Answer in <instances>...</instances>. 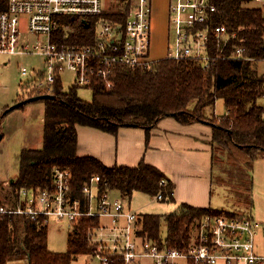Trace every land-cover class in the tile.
Segmentation results:
<instances>
[{
	"label": "trees",
	"instance_id": "obj_1",
	"mask_svg": "<svg viewBox=\"0 0 264 264\" xmlns=\"http://www.w3.org/2000/svg\"><path fill=\"white\" fill-rule=\"evenodd\" d=\"M124 1L120 10L110 14L104 10L101 16L86 19L59 16L61 25L54 32V40L60 44L93 43L100 19L121 23L127 19L134 0ZM252 1L212 0L216 8L212 25H225L236 37L222 53L217 52L220 48L216 47L218 42L211 32V52L215 57L222 56L208 65L192 59L169 58L157 60L147 68L118 65L112 76V88H107L103 80L95 79L90 87L91 101L79 97L81 87L73 86L64 91L59 80L52 93L56 98L42 100V147L25 148L20 152L19 172L11 183L15 203L21 188L51 189L56 169L71 172V198L79 199L83 210L88 208L85 185L95 176L100 177L99 195L111 189L129 198L142 192L153 197L162 194V201H175V185L167 181L162 171L145 162L134 168L107 167L95 157H80L77 125L117 135L125 126L148 130L164 117H174L185 125L209 123L213 128L214 164L216 152L225 154L230 164H237L240 159L252 164L264 158V107L259 104L264 97V74L257 66L264 60V14L260 8L250 7ZM7 7L8 0H0V13ZM237 48H243L244 56L255 61L229 58ZM42 94L31 85L27 98ZM218 100H223L227 110L221 119L214 114ZM208 111L213 114L209 116ZM227 164L222 173L229 176L239 173L227 172ZM162 180L166 181L165 185H161ZM209 215L251 217L220 208L183 205L170 214H138L136 233L140 240L182 249L189 244L193 224ZM163 224L167 227L166 235L162 234ZM99 225V218H82L72 225L67 252L56 253L49 251L47 226L22 217L0 215V264H8L15 256H26L28 264H72L79 256H93L97 248L91 243L90 232ZM109 261L125 264L121 256H110Z\"/></svg>",
	"mask_w": 264,
	"mask_h": 264
},
{
	"label": "built area",
	"instance_id": "obj_2",
	"mask_svg": "<svg viewBox=\"0 0 264 264\" xmlns=\"http://www.w3.org/2000/svg\"><path fill=\"white\" fill-rule=\"evenodd\" d=\"M103 0H8L0 13V53L17 56L37 54L43 58L44 69L36 72L34 86L43 94H52L56 83L62 82L66 70L75 74L78 87L93 85L95 79L112 88V76L118 65L131 68L150 67L152 34L151 0H135L124 22L100 19L93 43H63L54 40L61 23L59 16L71 15L83 19L101 16ZM216 8L212 0H171L169 13V59L196 60L204 65L214 61L211 52V32L218 42L217 52L224 51L236 37L225 25H212ZM45 36L44 41L39 38ZM31 37L36 38L32 41ZM221 58V57H220ZM232 59L255 60L237 48ZM23 75L27 71L23 69ZM63 85V82H62ZM72 174L56 169L51 189L18 190V202L0 204V215L22 217L47 226L50 219L68 220L72 225L84 217L99 218L100 225L90 232L96 246L93 257L98 264H110V256H121L125 264L143 258L152 264H264V255L257 247V236L264 237V224L253 217L205 216L193 224L189 244L182 248L162 247L155 241H143L137 236L138 214L130 211L124 201L110 200L111 189L99 195L100 177L85 185L88 208L83 210L79 199L71 198ZM166 181L162 180L161 185ZM95 191V192H94ZM97 199V209L92 199ZM162 194L158 199H162ZM101 218L108 220L101 222Z\"/></svg>",
	"mask_w": 264,
	"mask_h": 264
},
{
	"label": "rangeland",
	"instance_id": "obj_3",
	"mask_svg": "<svg viewBox=\"0 0 264 264\" xmlns=\"http://www.w3.org/2000/svg\"><path fill=\"white\" fill-rule=\"evenodd\" d=\"M124 0H103L106 14L114 13L125 5ZM133 1V0H132ZM135 1V0H134ZM250 7L264 9V0L257 2L253 0ZM105 19V18H103ZM115 21L116 20H111ZM152 34L150 46V58L163 59L165 57L166 27L167 19L159 14H152ZM167 25L168 22H167ZM170 30V27H169ZM170 38V31L168 32ZM45 36L39 38L44 41ZM32 41L37 39L31 37ZM25 69L27 75H23ZM44 69L43 58L37 54L11 56L0 53V136L4 139L0 143V201L1 203H12L13 189L11 181L19 172L20 152L25 149L41 148L43 144L44 102L37 100L19 106L8 113L6 110L20 101L27 99L30 94L31 85L36 81V72ZM264 73V63L260 65ZM64 91H69L75 84V74L66 70L62 73ZM78 95L85 101L93 99V91L88 87L78 89ZM23 101V100H21ZM221 104L222 101H219ZM216 103V110L223 115L224 104L220 107ZM264 106V97L259 100ZM30 127L31 133L29 132ZM225 154L215 153L214 179L211 184L213 200L212 206L235 212L239 215L251 216L264 224V158H258L249 164L246 159H240L237 164L228 163ZM224 159V161L222 160ZM220 161H223L221 164ZM228 163V164H227ZM227 164L228 171L239 173L229 176L222 173ZM95 192V191H94ZM110 200L120 199V191L112 190L109 194ZM125 205L138 214L165 215L177 212L184 205L177 201L169 202L158 200L156 197L146 193L136 192L131 199L127 198ZM92 207L97 209V199H92ZM102 223L107 220L101 218ZM48 248L51 252L66 253L68 250V237L73 226L68 220L50 219L47 225ZM166 224L162 226V234L166 235ZM257 247L260 254L264 255V237L260 233L257 236ZM19 259H11L8 264H28L26 256H18ZM99 260L93 256H79L72 264H98ZM148 259L142 260L141 264H149ZM135 264V263H134ZM182 264H186L182 262Z\"/></svg>",
	"mask_w": 264,
	"mask_h": 264
},
{
	"label": "crops",
	"instance_id": "obj_4",
	"mask_svg": "<svg viewBox=\"0 0 264 264\" xmlns=\"http://www.w3.org/2000/svg\"><path fill=\"white\" fill-rule=\"evenodd\" d=\"M170 1L151 0L153 16L155 14H159V17L164 16L168 24ZM256 1L260 2L261 0ZM260 9L264 14V9ZM167 22L166 54L163 59L168 56L170 41L168 36L170 30ZM263 63L264 60L257 63L261 74H264L260 70V65ZM219 101L224 104L223 100H218L217 106ZM223 104L220 103L221 108ZM217 111L215 106L214 114L218 119L227 113L226 108L223 115L218 116L217 114L220 112ZM211 113L213 114V111H208L209 116ZM43 118L42 122H44ZM31 129L32 127L29 129L30 133ZM77 132L78 155L80 157H95L107 167L127 166L134 168L145 162L162 171L166 175L167 181L170 180L175 185V201L198 208L213 207L211 184L214 179L215 164L211 142L213 134L211 124L196 122L185 125L178 122L174 117H164L148 130L137 126H125L120 128L117 135H113L94 127L77 125ZM127 198L129 197L120 193V199L124 201V204ZM128 209L133 211L130 207ZM11 259H19V257L15 256ZM144 259H148L149 264H152V260L149 258H143L135 264H141ZM25 260L28 261L27 258Z\"/></svg>",
	"mask_w": 264,
	"mask_h": 264
},
{
	"label": "water",
	"instance_id": "obj_5",
	"mask_svg": "<svg viewBox=\"0 0 264 264\" xmlns=\"http://www.w3.org/2000/svg\"><path fill=\"white\" fill-rule=\"evenodd\" d=\"M56 97L52 94H42V95H39V96H34V97H31V98H27L23 101H19L17 103H15L14 105H12L11 107H9L5 113H8L9 111L19 107V106H22L26 103H29V102H33V101H37V100H44V99H55ZM3 136H0V141L2 140ZM15 181V179H13L11 181V183H13Z\"/></svg>",
	"mask_w": 264,
	"mask_h": 264
}]
</instances>
